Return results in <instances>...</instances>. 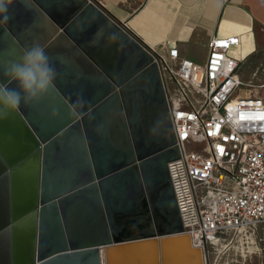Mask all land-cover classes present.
Masks as SVG:
<instances>
[{
  "label": "water",
  "instance_id": "95a60500",
  "mask_svg": "<svg viewBox=\"0 0 264 264\" xmlns=\"http://www.w3.org/2000/svg\"><path fill=\"white\" fill-rule=\"evenodd\" d=\"M9 16L0 84L10 88L4 67L35 45L32 25L46 16L62 30L42 45L56 91L0 118V242L24 251L13 264H102L101 249L117 264L118 251L147 244L154 264H169L173 243L177 264H205L183 233L168 169L180 153L153 57L90 0H14Z\"/></svg>",
  "mask_w": 264,
  "mask_h": 264
},
{
  "label": "built area",
  "instance_id": "2783aa9c",
  "mask_svg": "<svg viewBox=\"0 0 264 264\" xmlns=\"http://www.w3.org/2000/svg\"><path fill=\"white\" fill-rule=\"evenodd\" d=\"M239 42L213 38L205 63L182 57L176 47L168 56L151 52L180 153L168 169L183 233L205 258L223 237L234 241L264 224V99L254 93L264 85L240 79V64L230 56Z\"/></svg>",
  "mask_w": 264,
  "mask_h": 264
},
{
  "label": "crops",
  "instance_id": "0c3cea01",
  "mask_svg": "<svg viewBox=\"0 0 264 264\" xmlns=\"http://www.w3.org/2000/svg\"><path fill=\"white\" fill-rule=\"evenodd\" d=\"M90 1L138 41L151 56L153 51L168 56L169 49L176 47L182 57L205 63L209 43L213 38L237 36L240 39L239 45L232 50L230 56L239 62L240 67L248 62L251 83L264 85V0ZM30 29L32 32L29 37L40 46L45 41L52 42L56 38H62V30L57 29L55 20L46 16ZM68 43L63 41L62 45ZM195 48L204 51L203 59L196 55ZM158 68L165 91L163 73L159 65ZM22 245V242H18L13 249L12 242H0V264L20 262L24 254ZM144 252L147 254L148 248ZM136 254L137 252L122 254L121 257L127 264H131L130 258H135ZM101 260L104 264L103 249ZM133 263H137L135 259Z\"/></svg>",
  "mask_w": 264,
  "mask_h": 264
},
{
  "label": "clouds",
  "instance_id": "9594fccd",
  "mask_svg": "<svg viewBox=\"0 0 264 264\" xmlns=\"http://www.w3.org/2000/svg\"><path fill=\"white\" fill-rule=\"evenodd\" d=\"M14 0H0V16L6 22L10 19L9 8ZM115 39V34L112 36ZM97 42L94 35L91 43ZM62 63V57H57ZM9 81H15L16 87L10 88L6 84H0V118H6L11 112L19 109L21 103L32 104L40 102L51 96L56 91L54 81L58 76L52 58L39 44L26 49L18 61L6 65L3 70ZM87 101L82 94H77L73 107L83 108ZM57 110L53 109L55 115Z\"/></svg>",
  "mask_w": 264,
  "mask_h": 264
},
{
  "label": "rangeland",
  "instance_id": "374dc122",
  "mask_svg": "<svg viewBox=\"0 0 264 264\" xmlns=\"http://www.w3.org/2000/svg\"><path fill=\"white\" fill-rule=\"evenodd\" d=\"M197 56L204 58L205 53L199 48L194 50ZM241 79L247 84L251 83V68L245 62L239 69ZM259 87L258 84H252ZM242 94L246 90L240 91ZM255 94L264 99V88H255ZM195 149L201 150L202 146L195 145ZM191 150V148H189ZM232 235L223 237L218 246L210 247L205 258V264H264V224H259L231 241Z\"/></svg>",
  "mask_w": 264,
  "mask_h": 264
},
{
  "label": "bare ground",
  "instance_id": "6f19581e",
  "mask_svg": "<svg viewBox=\"0 0 264 264\" xmlns=\"http://www.w3.org/2000/svg\"><path fill=\"white\" fill-rule=\"evenodd\" d=\"M189 236V235H188ZM189 239L191 240L190 236H189ZM172 244V243H171ZM174 245L175 243H173V245L171 246L170 248V251L168 252V261L167 263L169 264H177V262H181L178 258V256L176 254H174ZM142 247H146L145 249L148 248L149 252L146 254L144 251L145 249L141 250L143 251V253H138L136 254L135 258L131 257L130 258V261H131V264H134L133 263V260L135 259L136 260V264H154L155 260H154V255H153V251L156 247V245H153V244H147L145 246H142ZM169 247V246H168ZM171 252V253H170ZM123 254V251H118V254H117V264H127L125 262L124 259H122L121 255ZM203 260L205 261V259L203 258ZM129 262V261H128Z\"/></svg>",
  "mask_w": 264,
  "mask_h": 264
}]
</instances>
